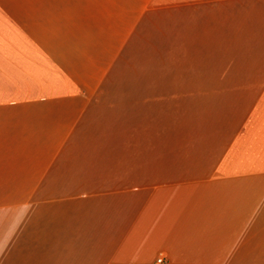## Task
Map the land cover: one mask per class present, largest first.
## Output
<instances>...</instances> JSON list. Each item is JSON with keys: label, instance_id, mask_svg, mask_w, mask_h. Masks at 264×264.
<instances>
[{"label": "crops", "instance_id": "1", "mask_svg": "<svg viewBox=\"0 0 264 264\" xmlns=\"http://www.w3.org/2000/svg\"><path fill=\"white\" fill-rule=\"evenodd\" d=\"M264 264V0H0V264Z\"/></svg>", "mask_w": 264, "mask_h": 264}, {"label": "built area", "instance_id": "2", "mask_svg": "<svg viewBox=\"0 0 264 264\" xmlns=\"http://www.w3.org/2000/svg\"><path fill=\"white\" fill-rule=\"evenodd\" d=\"M155 264H167V261L164 256H159L156 259Z\"/></svg>", "mask_w": 264, "mask_h": 264}]
</instances>
